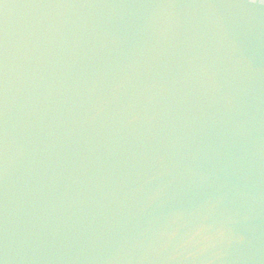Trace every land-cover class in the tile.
<instances>
[{
    "label": "water",
    "instance_id": "obj_1",
    "mask_svg": "<svg viewBox=\"0 0 264 264\" xmlns=\"http://www.w3.org/2000/svg\"><path fill=\"white\" fill-rule=\"evenodd\" d=\"M0 264H264V0H0Z\"/></svg>",
    "mask_w": 264,
    "mask_h": 264
}]
</instances>
